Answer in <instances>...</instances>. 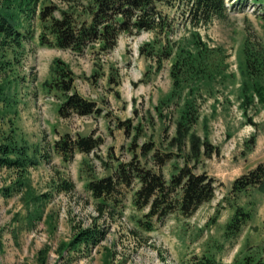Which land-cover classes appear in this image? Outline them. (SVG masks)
Masks as SVG:
<instances>
[{"label":"rangeland","instance_id":"1","mask_svg":"<svg viewBox=\"0 0 264 264\" xmlns=\"http://www.w3.org/2000/svg\"><path fill=\"white\" fill-rule=\"evenodd\" d=\"M42 2L63 6L60 0ZM226 6L224 17L198 31L211 47H221L227 78L218 80L210 93L203 88L188 95L195 99L198 120L183 140L176 129L188 90L182 91L178 104L165 101L172 91L169 61L156 70L153 60L139 53L151 33L124 32L110 51L99 50L96 43L95 50L90 46L76 53L40 45V23L37 17L33 20L35 36L25 43L19 66L5 78L0 76V83L11 79L10 93L18 100L15 113L0 117V141L16 127V138L38 149V162L26 172L28 187L16 190L15 170L0 167V189L13 187L9 195L0 194V264H39L38 253L45 247V264H188L202 253L221 264H234L264 256V189L231 191L235 178L264 161V101L255 94L245 100L241 88L247 80L242 73L244 47L264 49V15L253 0H226ZM55 65L72 72V90L93 101L95 112L85 116L58 112L64 95L55 85ZM259 81L264 85V72ZM122 121H128L129 129L119 125ZM65 133L94 135L102 141L93 152L76 151L65 161L54 148ZM190 133L199 138L197 150ZM147 142L158 153H170L166 164L157 168L166 180L187 164L192 172L214 180L213 198L191 216L175 212L157 221L144 216L147 208L133 205L135 183L121 190L122 214L111 217L104 212L96 218L97 201L86 183L109 175L133 154L152 166L148 156L140 155V146ZM30 188L45 198L40 219H30L33 207L29 209L24 199ZM239 206L250 212V218L238 233L228 235L225 225ZM47 214L54 219L52 231ZM95 218L106 228L102 241L89 250L61 255L60 244Z\"/></svg>","mask_w":264,"mask_h":264},{"label":"trees","instance_id":"2","mask_svg":"<svg viewBox=\"0 0 264 264\" xmlns=\"http://www.w3.org/2000/svg\"><path fill=\"white\" fill-rule=\"evenodd\" d=\"M60 1L63 6L51 2L45 4L42 0H0V76L5 78L19 66L25 43L35 36L33 20L36 17L40 23L37 34L40 45L70 49L76 53H82L90 46L95 50L96 43L99 50L110 51L124 32L131 35L151 33V40L140 46L139 53L153 60L156 70L160 69L164 60L169 61L172 91L165 101L174 100L178 104L177 98H181L183 90H188L176 129L177 138L183 140L198 120L195 99L188 95L203 88L210 93L218 80L227 78L221 47H211L198 31L214 18L225 16V0ZM253 3L263 10L264 15V0H253ZM243 52L245 68L242 73L247 79L242 82L243 97L250 100L248 95L255 94L264 101V85L259 81L264 72V49L255 50L246 45ZM54 71L55 85L64 95L58 109L60 114L67 110L85 116L97 110L93 101L72 90L74 77L69 69L55 65ZM12 83L10 78L0 83V117L16 112L18 100L10 93ZM250 87L252 94L249 93ZM119 125L129 129L128 121ZM15 135L16 127L11 128L0 141V167L15 170L17 179L14 185L16 190H20L24 185L28 187L26 172L28 167L38 162V149ZM190 138L193 149L197 150L199 138L193 133H190ZM101 141L94 135L70 137L65 133L55 141L54 148L63 160L68 161L76 151L84 154L93 152ZM139 149L142 157H149L152 166L140 163L139 157L133 154L129 161L117 163L109 175L86 183L88 191L97 201L96 218L104 212L111 217L118 212L122 214L124 209L119 202L121 190L133 187L135 183L137 187L131 195L133 205L137 209L147 208L144 216L154 217L157 221L175 212L184 217L191 216L200 205L213 198L214 180L206 174L194 173L184 164L166 180L157 168L166 164L170 153H158L151 142L142 144ZM258 186L264 189V161L235 178L231 191L238 194ZM63 187L67 188V185ZM12 191L13 187H4L0 189V194L6 196ZM25 192L26 206L29 209L33 207L30 219H40L45 204L43 194H33L31 188ZM47 215L45 221L49 231H52L55 228L54 219L51 214ZM96 218L88 226L77 227L71 238L60 244L61 255L80 248L89 250L102 241L106 228L99 225ZM249 218V211L236 207L225 225V231L228 235L238 233ZM144 225L151 228L148 223ZM46 253V247L39 251V264H45ZM188 264L221 263L212 255L202 253L193 255ZM234 264H264V256L257 259L246 257Z\"/></svg>","mask_w":264,"mask_h":264}]
</instances>
